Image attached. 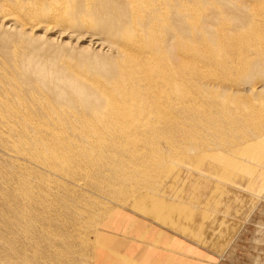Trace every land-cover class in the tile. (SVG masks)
I'll list each match as a JSON object with an SVG mask.
<instances>
[{
  "label": "bare ground",
  "instance_id": "6f19581e",
  "mask_svg": "<svg viewBox=\"0 0 264 264\" xmlns=\"http://www.w3.org/2000/svg\"><path fill=\"white\" fill-rule=\"evenodd\" d=\"M165 1V12L154 8L156 0L101 1L104 10L88 14L96 32L90 41L106 47L109 56L85 46L76 64L54 47V39L0 33V50L15 69V81L35 100L50 99L59 123L37 127L39 142L28 152L19 153L15 144L9 148L7 157L28 162L27 167L12 161L22 180L0 195L2 219H10V228L18 224L28 244L11 249L18 264H84L95 252L90 225L101 218L102 205L134 206L142 195L161 200L174 166L250 194L264 193V0H255L250 11L225 0ZM75 5L74 13L80 12L83 2ZM193 8L197 21L208 19V25L227 17L235 30L254 24L255 40L248 47L256 58L245 65L242 42L226 31L219 32L222 39L208 26V32L201 27L190 35L189 23L181 20ZM12 38L18 44L11 51ZM191 38L202 52L189 45ZM216 46L222 51L215 53ZM208 47L212 50L204 51ZM229 85L260 89L254 97L239 89L227 92ZM0 174L2 182L12 173ZM12 198L21 203L6 204ZM102 254L95 264L110 257Z\"/></svg>",
  "mask_w": 264,
  "mask_h": 264
},
{
  "label": "rangeland",
  "instance_id": "374dc122",
  "mask_svg": "<svg viewBox=\"0 0 264 264\" xmlns=\"http://www.w3.org/2000/svg\"><path fill=\"white\" fill-rule=\"evenodd\" d=\"M77 1L83 2V8H81L80 12L76 11L74 13V9L76 8L75 3ZM101 1L104 0H0V33L6 35L7 37H14L19 33H23V35L27 36L28 38L35 39V37H37L41 40H44L45 42L54 39V47L64 51L66 53L65 58L68 59V61L72 64H76V61L84 58L83 56L86 54L83 50V47L85 46L90 47V50L93 51L100 49L102 51L100 52L102 56H109L106 54L109 53L107 52L106 47L100 48L98 44L99 42L90 41V38L94 36L92 34H95L96 32L90 28V24L94 23V21L89 20L88 14L92 15L100 10L103 11V7L98 5L101 4ZM225 1L234 3L239 7L247 6L249 11L254 10L255 8V0ZM195 5L198 8V4ZM167 6V1L156 0V6H154V8L165 12L167 10ZM195 9L196 8H193L189 15L186 14L184 10H180V12L185 13L181 21L189 23L191 27L189 32L190 35H193L196 33V31L199 32L201 27H203L205 32H208L210 28L217 39H222L220 38L221 36L219 35V32L226 31V34L228 33V36L231 37L230 39H232L234 42H237L238 44L239 42H242L240 45L243 48L242 59L246 62L245 65H249L248 63L256 58L257 52H253L248 47V45L255 40L253 34L256 32V26H254V24L252 27L239 28L235 30L234 27L228 25L227 20L229 17H227L213 23L209 22L210 24L208 25V19L207 21H197L195 15L192 13ZM18 19H21L19 20L21 22L17 24L15 21L17 22ZM204 26H208L209 28H205ZM192 40L193 39L191 38V41ZM13 41L14 38H12L11 42L8 43V47L11 51L16 49V45L18 44L17 42ZM189 45L191 47L193 46L194 48H197L195 46L199 45V43L194 45V41H192V43ZM197 49L201 50L204 48L198 46ZM213 49L215 53H217L219 50L222 51V49L217 48V46ZM208 50L211 51L212 49L208 47L204 51ZM11 54L15 55L13 52ZM229 63L230 59L226 65L228 66ZM241 64L242 61L240 60L236 63L234 68L240 66ZM14 73L15 69H13V66L10 65V63L5 59L4 51L0 50V173H5L7 171L12 173L9 177L10 179L5 180L1 178L2 182H0V195L5 191L6 193H9L10 190L14 191L12 189L14 186L11 184L16 180L18 182L22 180V171L15 169L16 164L13 165L12 161L15 163L16 160V163L19 162L20 164L25 163L24 165H28V162L24 159H10L9 153H12L13 151L9 150V148H12L15 144L17 148H20L18 150L19 153H26L33 149V143L39 142L38 137L35 135L36 133H34L37 127L54 128L59 126L57 125L59 124L58 121L53 120L57 114V107L51 104V100L46 97L35 100L33 95L25 93L26 88L22 85V83L18 84L15 81L16 77ZM233 78L234 76L231 77V79ZM238 89L239 94H249L255 97L257 94L256 92L259 91L260 87L254 86L252 90L250 89L255 93L254 95L250 94L251 91L246 92L242 90L245 89L242 85L235 87L229 85L226 91L236 93ZM28 124H31V126H28ZM6 153L8 154L6 155ZM186 169L187 168H185L183 165H180L179 167L174 166V169L171 170L173 173L170 174L168 181H165L167 183L162 185L163 195L161 194V200H163L164 203L158 198L160 195L157 194L152 195V197L151 195L140 196L139 203L134 206H131V204L128 203H126V205H124V203L118 204L115 202L104 203L99 209V213L102 214L101 218L96 222V224L90 225L94 232L93 236L90 237V240L91 243L93 241L92 246L95 252L92 251L90 255L88 253L89 256L87 255L85 258L84 264H95L94 259H96V254L99 255L100 253H103L102 256L105 254H109L108 256H110L107 258L105 264H113L115 261H119L118 263L120 264H133L127 259H118L117 256L112 254L111 251H107V247L111 243L113 244L116 237L113 233V230H115L117 232L116 235L119 236V245L117 247L124 246L125 242L128 243L127 245H138L133 240L125 241L121 237L124 236V231H128L129 234L131 231H133L134 234H131L132 236H136L135 233H143L145 228L141 227V225L137 222L140 220L141 215L143 218H149V220L152 219L154 221L156 220V222L159 223L163 222V224L166 225H170L173 224V222H178L181 220H187L188 215L186 216V214L188 210L186 206L183 208L181 205H184V203L187 204V202H183L184 200L193 199L194 204H196L199 200L196 199L194 195H197L200 191H202V189H204L202 187L208 188L216 185L215 187L219 188L226 186L224 183L218 182L214 179L206 178L197 171L195 172L193 170ZM0 176L2 175L0 174ZM218 183L220 186H217ZM199 188L202 189L200 190ZM211 193L208 195L209 201L217 200V198H215V196H213ZM15 195L16 197L18 196L17 193H15ZM61 195L62 194L58 192L56 194V200L60 199ZM241 196L246 197V199L239 203L236 202L235 205L233 204L230 206L234 207V209L224 212L225 214L220 213L221 215L216 217L218 218V223L215 224L213 230L217 231L216 234L217 236L219 235V237L216 241H213L216 238L214 237L215 235H213L212 245L219 244L221 241L222 243L226 241L225 245H228V247L223 249L221 255H218L219 257L217 256V261H219L220 264H264V195H256L257 198L247 197L243 194ZM12 197L14 198L15 196L13 195ZM172 197L174 200L171 208L169 200H172ZM176 197L178 199H176ZM13 198L6 204L12 202L14 206H17L18 203H21L19 199ZM141 198H144L145 200H142ZM151 198L153 199L151 200ZM221 199L223 200V196ZM153 200L157 202L154 203ZM174 201H176L178 205L176 202L174 203ZM251 201L253 203L252 207L249 205ZM160 202L163 203L164 206L163 204H160ZM176 205H180L181 207H174ZM135 207L137 208L135 209ZM204 207L209 208L208 204H206ZM14 208L18 209L17 207ZM177 208L180 210L183 208L182 211H185L182 212L179 209L178 211ZM191 210L195 212L193 209ZM152 212L154 213L152 214ZM137 214H140V216ZM110 215H114L112 220L109 219ZM35 217V220L37 218L39 220L41 219V216L36 214ZM184 217L186 218L184 219ZM118 221H121V223L119 224ZM116 224H119V226ZM15 226L16 227L10 228V219H2L0 213V264L20 263L19 261L21 259L16 261V257L13 255L15 252L11 251V249H18L17 251H19V249L21 250L22 247L28 245L25 244L26 238L24 237V234L19 231L21 228L18 227V224H15ZM106 229L110 230H108L106 233H103L102 231H105ZM70 257L71 255L66 254L63 258L65 260H69ZM122 260L127 261V263H124Z\"/></svg>",
  "mask_w": 264,
  "mask_h": 264
},
{
  "label": "crops",
  "instance_id": "0c3cea01",
  "mask_svg": "<svg viewBox=\"0 0 264 264\" xmlns=\"http://www.w3.org/2000/svg\"><path fill=\"white\" fill-rule=\"evenodd\" d=\"M210 193L217 200L209 201L208 195ZM242 194L257 198L256 195L238 188L227 186L204 188L197 195H194L199 200L196 204H194L193 199L184 200L183 202H187V204H181L188 209L186 221L181 220L166 225L163 222L159 223L156 220L151 219V221L149 218H143L141 215L137 222L145 228L143 233H135L137 238L131 235L134 234L133 231L130 234L128 231H124V236L121 237L125 241L133 240L138 245H127L128 243L125 242L124 246L117 247L119 236L113 230L116 237L113 244L111 243L107 247V251H111L118 259H127L133 264H220L217 261V256H220L223 249L228 245H225L226 241L212 245L213 235L216 237L213 241L219 237L216 234L217 231L213 230L215 224L218 223L216 217L220 216V213L231 211L234 209V207H230L231 205L246 199V197L241 196ZM222 196L223 200L221 199ZM173 200L172 197V200H169L170 203H173ZM206 204L209 208L204 207ZM252 204L251 201L249 205L252 207ZM137 215L140 216V214ZM108 230L110 229L102 232L106 233Z\"/></svg>",
  "mask_w": 264,
  "mask_h": 264
}]
</instances>
